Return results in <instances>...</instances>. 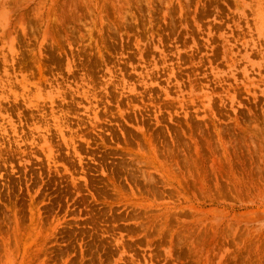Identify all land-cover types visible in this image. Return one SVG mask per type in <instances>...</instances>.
<instances>
[{"label": "rangeland", "instance_id": "374dc122", "mask_svg": "<svg viewBox=\"0 0 264 264\" xmlns=\"http://www.w3.org/2000/svg\"><path fill=\"white\" fill-rule=\"evenodd\" d=\"M0 264H264V0H0Z\"/></svg>", "mask_w": 264, "mask_h": 264}, {"label": "bare ground", "instance_id": "6f19581e", "mask_svg": "<svg viewBox=\"0 0 264 264\" xmlns=\"http://www.w3.org/2000/svg\"><path fill=\"white\" fill-rule=\"evenodd\" d=\"M253 159H254V158H253ZM255 177H256V176H255ZM234 178H235V177H234ZM243 179H244V178H243ZM247 179H248V178H247ZM259 179H260V178H259ZM259 179H258V180H259ZM237 181H238V180H237ZM249 181H250V180H249ZM253 181H254V180H253ZM255 181H256V179H255ZM257 182H258V181H257Z\"/></svg>", "mask_w": 264, "mask_h": 264}]
</instances>
